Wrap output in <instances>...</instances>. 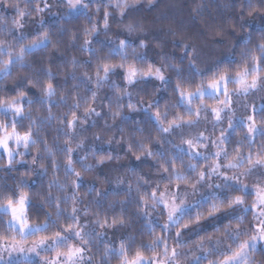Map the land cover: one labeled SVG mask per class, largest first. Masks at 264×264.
Listing matches in <instances>:
<instances>
[{"label": "clouds", "instance_id": "obj_1", "mask_svg": "<svg viewBox=\"0 0 264 264\" xmlns=\"http://www.w3.org/2000/svg\"><path fill=\"white\" fill-rule=\"evenodd\" d=\"M0 264H264V0H0Z\"/></svg>", "mask_w": 264, "mask_h": 264}]
</instances>
